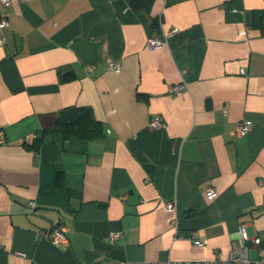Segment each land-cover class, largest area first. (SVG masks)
<instances>
[{
  "label": "crops",
  "instance_id": "0c3cea01",
  "mask_svg": "<svg viewBox=\"0 0 264 264\" xmlns=\"http://www.w3.org/2000/svg\"><path fill=\"white\" fill-rule=\"evenodd\" d=\"M133 1L0 2V264L225 258L241 225L264 240V0ZM67 105L105 135L63 138ZM53 222L68 246L38 237Z\"/></svg>",
  "mask_w": 264,
  "mask_h": 264
},
{
  "label": "built area",
  "instance_id": "2783aa9c",
  "mask_svg": "<svg viewBox=\"0 0 264 264\" xmlns=\"http://www.w3.org/2000/svg\"><path fill=\"white\" fill-rule=\"evenodd\" d=\"M1 4L8 8L10 5V0H0ZM8 26V21L5 15L0 18V28H5ZM177 31L176 27H173L169 32ZM0 41H3V37L0 38ZM166 43V36H149L147 37L146 44L150 48H159ZM108 68L114 71L120 70L119 63H110ZM86 69L88 71L92 70L91 65H87ZM244 72V70H241ZM185 84L183 82L170 84L168 89L171 93L176 96L182 95ZM226 112V111H224ZM148 126L151 128L162 127L164 122L158 117H151L149 120ZM252 128V122L249 120H239L233 130L234 133L238 135L247 134ZM5 139L3 136H0V143H4ZM205 193L208 197L212 198L216 195V189L208 185L204 188ZM124 197V196H122ZM167 210L173 209V202H167L165 205ZM27 209L29 212H34L35 202L30 200L27 202ZM176 220L171 222L172 225H175ZM239 238L236 246L229 249L225 258H211V259H196V260H156V261H134V260H121L118 264H264V255L258 253L255 257L251 256V250L257 249L260 245L264 244L259 236L250 238L247 235L244 225H241L238 229ZM120 232L113 231L109 234L110 239H115L119 236ZM38 237L47 239L52 245L56 247L68 246L69 245V236L67 234V229L64 225L59 224L58 222H53L50 226L41 229L38 232ZM193 243L196 245H202L205 242L200 239H194Z\"/></svg>",
  "mask_w": 264,
  "mask_h": 264
},
{
  "label": "trees",
  "instance_id": "16d2710c",
  "mask_svg": "<svg viewBox=\"0 0 264 264\" xmlns=\"http://www.w3.org/2000/svg\"><path fill=\"white\" fill-rule=\"evenodd\" d=\"M152 1L134 0L132 5L136 10L141 9L149 12ZM156 22L157 18L153 17V24ZM258 24L264 26V14L261 15ZM53 129L58 131L63 138L76 136L85 140H93L100 139L105 135L103 123L95 117L89 106L67 105L60 108ZM40 140L39 135L35 138L31 147L37 149Z\"/></svg>",
  "mask_w": 264,
  "mask_h": 264
}]
</instances>
